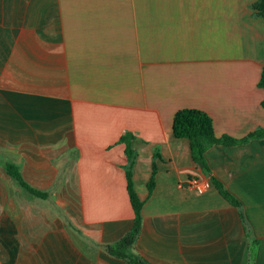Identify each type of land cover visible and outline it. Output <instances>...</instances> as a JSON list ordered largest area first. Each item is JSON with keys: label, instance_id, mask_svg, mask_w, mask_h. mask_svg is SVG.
<instances>
[{"label": "crops", "instance_id": "crops-1", "mask_svg": "<svg viewBox=\"0 0 264 264\" xmlns=\"http://www.w3.org/2000/svg\"><path fill=\"white\" fill-rule=\"evenodd\" d=\"M256 2L0 0V264H130L105 250L133 225L125 133L143 203L133 255L264 264V139L210 147L207 176L172 132L184 108L205 112L215 137L264 128Z\"/></svg>", "mask_w": 264, "mask_h": 264}, {"label": "trees", "instance_id": "trees-1", "mask_svg": "<svg viewBox=\"0 0 264 264\" xmlns=\"http://www.w3.org/2000/svg\"><path fill=\"white\" fill-rule=\"evenodd\" d=\"M255 15L258 17H264V0H257L253 5ZM258 87L264 91V66L261 69L260 78L258 81ZM261 106L264 108V98L261 102ZM172 132L175 138H184L189 141L191 157L193 161L201 168L205 175H210V169L205 160V152L212 146H236L240 144H246L251 140L264 139V128H258L241 139H235L228 135H222L221 137H215L213 133L212 121L210 117L203 111L198 109L184 108L178 110L172 122ZM133 135L125 133L121 136L120 142L125 145V154L127 157V163L125 165V177H126V189L129 197L131 207L134 212L133 225L131 230L125 234L121 239L113 244L105 246V250L115 257L127 260L130 264H146L138 256L133 255L130 252V248L139 233L141 224V207L142 201L137 197L132 180V167L135 160V153L131 148V140ZM4 169L11 178H13L21 188L33 196L39 198H46V192L37 190L29 186L21 177L16 165L6 162ZM213 184L216 186L220 195L234 206H238L236 199L214 178H211ZM153 176L148 182V190L153 188ZM257 242H253L250 248V260L254 258L255 246Z\"/></svg>", "mask_w": 264, "mask_h": 264}, {"label": "built area", "instance_id": "built-area-1", "mask_svg": "<svg viewBox=\"0 0 264 264\" xmlns=\"http://www.w3.org/2000/svg\"><path fill=\"white\" fill-rule=\"evenodd\" d=\"M190 183L197 192H202L208 186L207 183H201L196 178H191Z\"/></svg>", "mask_w": 264, "mask_h": 264}]
</instances>
